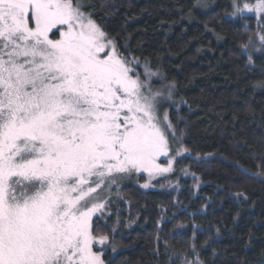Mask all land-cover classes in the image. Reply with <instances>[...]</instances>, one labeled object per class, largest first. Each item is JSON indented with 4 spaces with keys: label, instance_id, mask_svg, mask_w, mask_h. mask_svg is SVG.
<instances>
[{
    "label": "snow or ice",
    "instance_id": "snow-or-ice-1",
    "mask_svg": "<svg viewBox=\"0 0 264 264\" xmlns=\"http://www.w3.org/2000/svg\"><path fill=\"white\" fill-rule=\"evenodd\" d=\"M84 7L0 0V264H105L94 249L108 240L93 232L110 203L100 192L172 170L171 158L158 163L175 138L160 113L172 85L154 89L161 74L138 70ZM233 7L264 17V0ZM256 39L264 51V27Z\"/></svg>",
    "mask_w": 264,
    "mask_h": 264
},
{
    "label": "trees",
    "instance_id": "trees-1",
    "mask_svg": "<svg viewBox=\"0 0 264 264\" xmlns=\"http://www.w3.org/2000/svg\"><path fill=\"white\" fill-rule=\"evenodd\" d=\"M81 3L138 70L147 62L161 74L154 89L172 85L160 111L187 150L186 176L112 192L93 220L108 240L94 249L105 264H264V19L234 12L233 0Z\"/></svg>",
    "mask_w": 264,
    "mask_h": 264
},
{
    "label": "rangeland",
    "instance_id": "rangeland-1",
    "mask_svg": "<svg viewBox=\"0 0 264 264\" xmlns=\"http://www.w3.org/2000/svg\"><path fill=\"white\" fill-rule=\"evenodd\" d=\"M196 2H197V5L201 9H205V8H207L208 4L211 5V3H212L211 6H213V4L216 3V0H213L212 2H211V0H196ZM236 3H237V1H236ZM244 3H248V4L251 5V4L256 3V0H241L240 2H238V4L240 6H242ZM208 7H210V6H208ZM234 12H235V9H234ZM241 14H254L258 18V22H260V20L264 19V17H260L254 12L245 11V12H243ZM164 101L165 100L162 101L161 107L163 106ZM160 113H161V115H163V113L161 111H160ZM171 138H172V136L170 135L169 136V141H170V145H171V149H172V151L170 153V156H161V157H159V160H158V163H160L161 165H167L169 159L171 158L173 163H172V170L170 172L162 173V174H159V175H154L151 178L149 177L147 172H139V173H133L131 175H126V176H123V177H117V183L111 187L110 191H109L108 188H104L100 192V195L102 197L106 198V199H109V196H111L112 192L116 191L124 182L130 181V180L134 181L135 183H137L140 187H142L144 189H151V188L156 186L155 182L157 180L169 177L171 174L176 172L177 169H179L178 168V166H179L178 165V159L182 158L187 153V151H184L185 150L184 147L177 146L176 144H174L172 142ZM179 171H180L181 174H183V176H186L187 172H188V170H186V169H184V170H180L179 169ZM140 177H144V179L141 180ZM146 183L149 185L148 187H144V185ZM104 212H105V210H104ZM102 214L98 213L97 216L102 215ZM105 243H107V241H105ZM105 243L103 245H105ZM97 245L101 246L98 243H97Z\"/></svg>",
    "mask_w": 264,
    "mask_h": 264
}]
</instances>
